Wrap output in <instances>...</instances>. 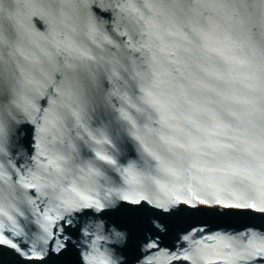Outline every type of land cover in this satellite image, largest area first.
<instances>
[{"label":"water","instance_id":"95a60500","mask_svg":"<svg viewBox=\"0 0 264 264\" xmlns=\"http://www.w3.org/2000/svg\"><path fill=\"white\" fill-rule=\"evenodd\" d=\"M0 264H264V0H0Z\"/></svg>","mask_w":264,"mask_h":264},{"label":"snow or ice","instance_id":"6c2138e0","mask_svg":"<svg viewBox=\"0 0 264 264\" xmlns=\"http://www.w3.org/2000/svg\"><path fill=\"white\" fill-rule=\"evenodd\" d=\"M132 211H136V209H132Z\"/></svg>","mask_w":264,"mask_h":264}]
</instances>
